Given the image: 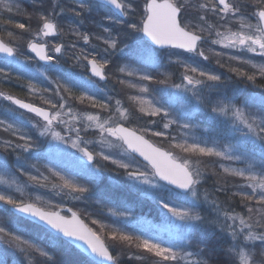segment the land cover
Here are the masks:
<instances>
[{
    "label": "snow or ice",
    "instance_id": "1",
    "mask_svg": "<svg viewBox=\"0 0 264 264\" xmlns=\"http://www.w3.org/2000/svg\"><path fill=\"white\" fill-rule=\"evenodd\" d=\"M97 2L98 0H78L76 6L66 9L61 6L60 0H52V7L46 9L44 0H28L31 6L29 11L23 8L18 0H0V54H3L9 64L17 61L18 48L14 46V42L19 38L16 33L19 29L22 30L21 36L25 33L31 35V39L26 42L27 49L35 53L39 60L49 65H58L60 57L64 55L65 45L63 43L49 45L45 39L65 35L57 18L71 12L73 18L78 20V25L70 27L69 30L77 38L88 43L91 37L87 32H81L80 26L83 25L84 14L91 13ZM138 2L139 0H103L106 6L118 13L121 18L119 22L122 23H126L124 17L135 14ZM249 9L253 10L249 11ZM16 16L25 17L29 23L19 22ZM213 17L216 23L210 22ZM105 19L112 23L118 22L113 20L112 16H106ZM252 19L256 22L252 23ZM33 20L37 24L35 29L31 27ZM233 26L236 30H233ZM127 28L143 34L139 37L136 48L130 53L137 57V62L142 67L125 64L118 67L117 72L129 78L135 77L140 83H133L130 79H117V83L137 89L141 94L149 93V86L144 82L167 85L172 73L166 72L165 79L158 80L151 72L143 70L144 67L152 69L160 67L159 49L153 45L184 50L183 53L176 54L175 60L169 57V64L178 65L183 70L181 83L173 84L172 87L191 93L194 101L191 110L206 108L213 118H225L231 131L238 134L241 141L237 145L238 154H233L232 149L221 151L217 147L208 146L207 142H198L195 137H192L193 142H189L186 134L180 140L176 137L170 138L172 141L170 148L186 154L184 157H178L174 151L154 147L145 139V135L151 132L156 137H165L166 132L153 131L151 127H146L140 130L141 134H137L136 130L124 126L130 121L132 113L124 107L120 99H116L112 104V97L102 101L97 99L96 95L90 94V90L99 91L95 78L108 82L110 77L107 69L111 61L107 58H97L95 55L89 58V55L83 51L75 55L74 59L89 75L68 73L67 79L72 81V84L55 82L54 92L60 102L53 103L51 99H44V104L50 105V109L38 107L13 95L0 92V96L6 100L39 117V120L32 124L38 134L35 139L15 125L0 120V128L4 133L16 138V140L3 141L0 147L15 154V167L19 173L28 176L30 181L38 183V177L31 175L28 170L36 168V165L29 164L28 161L36 155L35 150L39 147L37 141L51 137V140L61 141L66 146L70 145L76 150L72 153L77 161L75 168L68 175H61L53 169L48 171L62 181L61 185H53V187L67 189L69 193H78L79 195L73 196L74 199L83 198L91 190L90 186H95L100 181L105 167L99 163V160L110 161L116 166V170H122L129 181L127 184L129 191H138L142 197L151 199L164 219L185 232V235L181 236L184 247L192 246L188 234L201 230L207 232L206 226H210L219 230L221 239L226 245L220 249L224 252L225 264H258V256L262 258L260 264H264V84L257 85L258 78L264 80V63L257 64L251 59H244L241 55L233 56L224 51L214 53L218 58L216 63L221 67H224V64H221L219 58L225 55L228 56L229 62H238L240 66L229 64V72L240 80L262 89L259 93L251 92L241 99L237 93L233 92L229 95L226 91L231 77L206 71L181 59L182 55L191 53L194 55L189 59L194 60L198 56L208 60L209 56L205 54L201 45L209 42L212 45H223L224 49L258 52L264 57V0H251V3L248 0H145L140 22L127 23ZM5 31L7 41L3 38ZM103 32L108 33L109 38L97 36L96 39L103 40L107 45L105 52L108 49L116 50L119 44L118 38L111 37L109 28H103ZM72 47L74 48L75 45ZM207 51L213 50L208 48ZM41 75L46 77L45 73ZM0 76L7 79L10 73L4 67H0ZM73 84L87 90L76 96L73 94ZM28 87L31 92L37 91L31 81ZM62 93H66L67 97ZM69 99L78 100L81 104L87 102L93 109L98 108L108 115L102 116L100 112L74 111ZM128 99L138 105L141 114L165 119L163 129H169L172 124L178 123V120L171 119L172 112L158 101L147 100L143 95L130 96ZM149 123L155 125L157 122L150 120ZM180 127L192 129L194 126L184 123ZM93 128L100 133L101 145L108 142L107 137H115L126 145L127 162L114 158L111 153L105 154L103 150L99 152L89 150V146H94L95 142L85 139L81 133L87 134L88 129ZM246 142L252 143V150L243 148L242 145ZM53 147L58 146L49 142L50 151ZM136 154L143 157V162L137 163ZM212 158L230 163L226 165ZM208 163H212L215 167L209 169ZM236 163L242 164L243 167L231 166ZM0 167H7L6 160L0 158ZM217 169L220 171L218 172ZM209 171L218 177L219 186L212 193L208 190L201 192V186L206 183V173ZM78 177L85 179L87 184L79 183ZM228 178L233 180L239 178V182L232 185L237 189L236 191H230ZM221 180L223 183L220 182ZM0 184L6 186L0 190V203L10 206L15 217L13 221L12 217L7 216L5 211L0 209V244L18 249L28 259L29 264H35L37 256L45 261H52V256L42 246L24 237L22 229L26 218L39 221L50 228L54 240L65 239L68 244L85 250L91 264H119L120 253L113 255L116 244L106 243V240L119 242L142 253L152 254L158 258L154 264H179L181 260L190 264H209L212 258L210 254L206 258L204 247H197L195 251H181L171 238L165 240L160 236L134 235L103 224H101L102 229L108 227L110 230L102 236L88 228L75 213L72 214L71 219H68L59 212H47L36 203L25 202L23 189L16 184L15 179L0 175ZM13 185H16L20 199L11 192ZM43 186L47 187V185ZM216 193L225 194V199L220 201ZM36 199L39 201L40 198ZM181 199L184 201L183 204L174 203ZM202 204L209 207L206 214H201L199 210ZM233 205L242 206L243 210L237 212ZM113 214L131 215L130 212ZM131 255L137 260L145 259L142 255L134 253ZM0 264L5 262L0 259Z\"/></svg>",
    "mask_w": 264,
    "mask_h": 264
},
{
    "label": "rangeland",
    "instance_id": "2",
    "mask_svg": "<svg viewBox=\"0 0 264 264\" xmlns=\"http://www.w3.org/2000/svg\"><path fill=\"white\" fill-rule=\"evenodd\" d=\"M249 1V0H248ZM18 3L21 4L23 8L28 9L31 11V6L28 3V0H18ZM61 6H64V8L68 9L71 8L68 3H63L60 1ZM145 3V0H139L137 5V11L135 14H130L128 16V19L130 18L129 23H139L141 20V14L143 5ZM77 5V3H76ZM75 5V6H76ZM52 7V0H44V8L48 9ZM74 7V6H72ZM96 7H94L91 11V13L84 14V16L87 15L89 20L93 17L97 16L96 13ZM251 9L250 11H252ZM59 11V9H57ZM70 14H72L70 12ZM68 13L64 15H60L57 20L58 24L63 28L66 29V27H69V25L62 23L65 19V22L68 18ZM73 18V14L71 15ZM19 22H23L25 24H28L29 21L23 17V16H16L15 17ZM91 21V20H90ZM211 22V19H210ZM255 19H252V23H255ZM31 27L35 29L37 27V24L35 20L31 21ZM91 32L96 33L95 36H103L104 39L109 38L108 33L103 32V28H107V25H102V28H96L95 26H92L90 24ZM117 30L115 33L118 36L113 35V30L110 29L111 37L118 38L119 40V48L122 51L123 49H128L129 46L126 43L134 42L136 45L138 43V39L140 36H142L141 33H136L127 28V23H122L121 25H117ZM223 31V29H220ZM233 30H236V27L233 26ZM22 30L17 29L16 33L18 35V39L14 42V46L18 48V59L15 63L9 66L11 67L10 70L13 72V76L19 77L21 79H26V81H31L32 85L35 86L37 89L36 92H31V95H34L37 97L39 102L42 103V105L50 107V105L44 104V99H51L53 103L56 102L57 96L55 95L54 90L56 89V83H70L72 84V81H65L58 77L59 72H55L54 75L50 73L46 69H40L37 68L36 65H34V62L31 60L30 54L27 52L26 42L31 39L30 34H23L22 36L20 33ZM127 33L129 35L126 36V38H122L124 35L121 33ZM132 37L131 40H129ZM4 39H8L6 35V31L4 32ZM213 39L215 36L213 35ZM46 39V38H45ZM100 40V39H99ZM129 40V42H128ZM77 43V42H76ZM70 45V44H69ZM68 46V45H67ZM65 46V52L68 48H72V44L70 47ZM104 41L100 40V44L98 42V39H90L87 46H81L80 49H83L85 51L96 52L99 54V57L104 58L103 55L108 54V51L105 52L106 47ZM202 48H204L206 55L209 56L208 60H204L202 57H195V59H189V57L193 56L194 54L188 53L181 56V59L187 61L188 63L194 64V66H199L200 68L213 72L216 74H222L225 77H231V79L228 81L226 91L229 95H231L233 92L237 93L241 96V99L244 98L247 94L251 92H261L262 89L257 87L258 84H264V80H260L258 78L257 85H253L251 83H247L243 80H240L235 76V74L229 72V64L231 63V66H240L238 62L228 61V56L225 55L223 57H220L221 64H224V67H221L219 64L216 63V60L218 59L214 53L224 51L228 53L229 55H241L244 59H251L254 63L262 64L264 63V57H261L260 54L257 53H251V52H241L238 49H224L223 45H212L210 42L201 45ZM75 48V47H74ZM118 48V49H119ZM211 48L213 51L208 52L207 49ZM183 52H180L178 50L169 49L167 51L159 52V55L161 59L159 60L160 67L152 69L148 67H144V71H149L153 76H155L158 80H164L165 76L164 73L169 72L172 73L171 79L168 80L167 85L164 84H157L155 82H144L147 83L149 86V93L147 94H141L137 89H131L128 88L126 85L121 86V94H116V92L111 91V88L106 89L103 91V97H97V99L102 101H107L108 97H112V104L115 103L116 99H120L124 107L128 108L130 112L132 113L130 120L131 124L136 127L139 130H142L146 127H151L153 131H164L167 133V136L165 137H156L149 132L146 134L150 140H152L155 144L167 149L168 151H174L175 155L178 157H184L186 154L180 152L179 150H174L170 148V144L172 143L171 137H176L177 140L183 139L185 137V134L187 135V138L189 139V142L192 141V137H195L198 142H207L208 146H214L217 147L221 151H228V149H232L233 154H238L237 152V144L234 143V141L231 140V138L235 135L231 129L226 130V134L223 136L226 137L229 143L223 142L220 140V138H217L216 131L213 130L212 127L208 126V124H203L200 121H198V114H204L207 115L208 118L219 122V124H222L225 122L227 125V122L225 121L224 117L219 118H213L211 114L205 109L193 111L192 109V103L193 98L191 96V93H186L183 91H179L172 87L173 84L181 83V72L183 71L178 65L175 64H169V57L171 56L172 60L176 59V54H180ZM29 54V55H28ZM129 53H126L125 57L119 56L117 62L115 64L118 67L124 66L125 64L133 67H142L140 63L137 62V57L132 61V58H130ZM72 55V56H71ZM70 57H65L64 61L69 64L68 68L65 66V63L63 64L59 62L58 67L61 70H68L71 71L72 74L75 75H85L87 76L82 67L78 66V64L75 62V55L71 54ZM4 56L0 55V60L3 59ZM1 65V61H0ZM109 66L110 67V73L109 76L111 80L116 75V70L112 69L116 66ZM2 67V66H0ZM27 69L25 72H23V68ZM246 67V66H245ZM229 73H226V71ZM41 73H45L46 77L41 75ZM52 74L53 77L50 76ZM60 74V73H59ZM120 75V74H119ZM120 79H130L133 83H140V81L135 78H129L124 75H120ZM1 76H0V85H1ZM97 82V81H96ZM74 86V84H73ZM130 89V91H129ZM41 90H47V91H41ZM87 89H83V91H86ZM163 90V91H162ZM93 90H90V94H94V92H91ZM117 91V90H116ZM130 92V93H129ZM64 95V93H62ZM137 95H143L145 99L147 100H155L158 101L159 104H162L164 107L168 108L172 112L171 119L178 120V123L172 124L169 129H163V123L166 122L165 119H163L160 116L157 117H148L147 115H143L139 112V107L135 103L129 101L128 97L130 96H137ZM43 97V99H42ZM3 96H0V99L3 100ZM0 100V120H4L7 123H11L15 125L16 127L20 128L22 131L29 133L33 136L35 139L38 135L36 130L32 127V124L36 122L37 119L34 117H17L14 112L10 111V117L7 118V112L5 109H3L2 101ZM70 106L73 107L74 111L83 112V111H90V112H100L102 116H107V112H102L100 109H93L90 105L85 102L84 104H81L78 100L77 103H72L71 100L69 102ZM4 110V111H2ZM18 118V119H16ZM20 119V120H19ZM150 120H155L157 123L155 125H152L149 123ZM188 123L193 125L194 127L192 129H184L180 127L181 124ZM229 128V126H227ZM60 130L59 128L57 129ZM82 136H84L85 139L93 140L95 142L94 146L90 145L89 150L94 152H99L103 150L105 154L111 153L114 158L116 159H123L127 162L128 157L125 154V147L121 145L119 140L116 139H110V137H107V143H104L101 145L99 143L100 140V133L97 129H88L87 134L81 133ZM5 140H16L15 137H12L9 133H4L3 129L0 128V144L3 143ZM17 142H20L17 140ZM49 142L52 145H57L58 147H53L50 151L49 149ZM39 147L35 150L36 155L31 158L28 162L29 164L36 165V168L28 169L31 172V175L38 177V183L30 181L28 176L23 175L22 173H19L15 167V154L11 152V150L5 151L3 147H0V158L6 160L7 167H0V175H6L10 179H15L16 184L19 185L24 192L23 199L24 201H32L36 203L37 205H40L44 208L48 209H55L59 206H62L64 204H70L75 210L81 212V214L87 219L88 224L90 227L97 232L98 234L104 236L110 229L108 227L101 228V224L105 226H111L112 228H118L125 232L132 233L134 235H145V236H160L163 239L167 240L169 238L172 239L174 244L177 246V248L181 251H195L197 247H204L206 250V258L210 254L211 259L209 260V264H225V257L224 252L221 251L222 246H226L224 243V240L221 239V234L218 229H214L210 226L207 227V232L205 231H195L193 233L188 234V239L192 242L191 247H184V241L181 240V236L185 235V232L183 230L177 229V227L173 224H171L169 221L164 219V217L161 215L160 210L157 209L155 203L147 198L142 197L140 195V192H132L129 191L127 188V184L129 181L127 178L123 175L122 170H116V166L112 165L110 161L105 162L102 159L99 160V163L105 167V171L103 175L101 176L100 181L95 186H90L91 190L84 195L81 199H74L73 196L79 195L78 193H69V190L64 189L61 190L60 187H53V185H61L62 181H60L58 176L53 175L51 172L48 171V169H53V171H58L61 173V175H68L69 172H71L75 166L77 161L73 158L72 153L75 152V149H72L70 145L66 146L61 141H54L51 140V137L48 138H41L39 141H37ZM66 149V150H64ZM78 155V154H77ZM9 158H11V161H9ZM213 160H218L220 163H225L228 165L230 162L219 160V158H212ZM207 160V158H205ZM141 161L137 159V163L139 164ZM231 166H237V167H243L242 164L236 163L232 164ZM209 169L215 167L212 163H208ZM37 169L39 171H37ZM219 172L220 170L217 169ZM207 181L206 183H203L201 186V192L204 190H208L210 193L214 192L215 188L219 186L217 183L218 177L212 175L211 171L206 173ZM45 177L47 179H45ZM78 182L81 184H87V181L83 179L82 177L77 178ZM223 183V181H220ZM228 186L231 191H236V188H233L232 185L234 183L239 182V178H236L233 180L232 178H228L227 180ZM43 185H47V187H44ZM109 185L111 188H119L121 187L122 190H125L134 194L133 198H139L141 201L144 202V208L147 210L140 211V209H136L137 204L136 202H133L136 206L130 205L131 203L123 202L121 205H118L113 200H109L107 198H100L98 196H103L100 194V190H104V186ZM6 186L3 184H0V190H3ZM147 187V186H145ZM11 192L16 195L17 199H20V193L16 192V185H13L11 188ZM127 193V192H126ZM70 196V200H65L67 196ZM98 195V196H96ZM136 196V197H135ZM217 196V195H216ZM37 197H39V201H37ZM212 197L210 196V199ZM138 200V199H137ZM140 201V202H141ZM183 199L174 201L176 204H183ZM67 202V203H66ZM140 206V205H139ZM188 206V205H185ZM0 209H3L5 211V214L9 217H12L13 221H15V217L10 214L11 212L8 210L9 206H5L2 203H0ZM109 209H112V211H109ZM201 214H206L209 211V207L206 204H202L200 206ZM237 212H240L241 210L236 209ZM128 213L130 212L131 215H114L113 213ZM93 221H98V223H93ZM24 228L22 229L24 233V237L27 239H30L34 243L42 246L46 251H48L52 256V261H45L42 257H35V264H91V261L84 255H82L75 247L68 246L67 244L61 245L58 241L54 240L50 232L48 230L35 225L32 221L24 220L23 221ZM37 226V227H36ZM209 233H212V235H209ZM106 243H115L116 248L115 251H113V254L116 255L117 252L120 253L118 260L119 264H154V262L158 259L152 254L148 253H142L139 252L135 248H128L126 245H123L119 242H114L111 240H106ZM137 254L142 255L145 257L143 260H137L132 257L131 254ZM0 259H2L5 264H29L28 259L20 253L18 249H15L12 246L6 245V244H0ZM261 257H257V262L260 264ZM179 264H190V262H187L185 260H181Z\"/></svg>",
    "mask_w": 264,
    "mask_h": 264
},
{
    "label": "flooded vegetation",
    "instance_id": "3",
    "mask_svg": "<svg viewBox=\"0 0 264 264\" xmlns=\"http://www.w3.org/2000/svg\"><path fill=\"white\" fill-rule=\"evenodd\" d=\"M60 1L62 2V4L63 3H68L69 5H71L70 7L75 6L76 3H78V0H60ZM62 7H64V6H62ZM95 7H96V10L95 11L97 13V16L91 18L90 19L91 21H90L89 18L87 17V15H88V13H87V15L83 17V25L80 26V31L81 32H87L90 35L91 39H95L97 37L95 35H97V34L95 32L94 33L91 32L90 24L92 26H95L96 28H102V25H107V28L113 30V35L114 36H118L117 34H119V33H117V32L115 33V31L117 30L116 27H117V25L119 26V25L122 24V22H119V20L121 18L119 17L118 13H115V11L113 9H111L109 6H106L102 1H99V0L96 3ZM68 15L69 16H68L66 22H65V19L62 22V23H65L66 25L67 24L69 25V27H66V29H64L65 35H63V36H56V37H46V40L49 42V45H53V44H56V43H63L65 46L68 45L67 47H70L71 44L72 45H75V48H73V47L72 48H68L66 52L64 51V55L62 57H60L59 62L62 63V61H63V64L65 63V66L68 67L69 64L66 63L67 61L66 62L64 61L65 57L68 58V57H70L69 55H71V54L78 55V54H80L81 51H83L86 54H88L89 55V58H91L93 55H95L97 58H101V57H99V54H97L96 52L95 53L94 52L89 53L88 51H85L83 49H80L81 46H84V45L87 46V44L89 42L88 43H85L82 39L77 38L75 35H73L71 33V31L69 30L70 27H76L78 25V20L76 18H72V16H71L72 14H70V12H68ZM106 16H112L113 20H116L118 22L112 23L111 21L105 19ZM123 20L126 21V23H129L130 22L129 21L130 18L128 19V17H124ZM121 34L124 35L122 38H126V36L129 35V34L123 33V32ZM131 39H132V37L129 40H131ZM129 40H128V42H129ZM98 42L100 44V40L99 39H98ZM126 44H128V46H129L128 49H123L121 51L120 48H119V46H118L119 49L118 48L116 50L108 49V54L103 55L104 58H107V59H109L111 61V64L109 66H111V65L114 66L117 62H119L118 57L119 56L125 57L126 56V53H129L128 55H130V58H132V61H134V59L136 57L133 56V55H131L130 53H131V50L132 49L136 48V44L134 42H130V43H126ZM102 47H107V45L102 46ZM169 49L178 50L180 52H183L184 51L182 49H177V48H172L171 47V48H166V49H159V52H162L163 53L164 51H167ZM27 52L30 54V55L29 54L28 55L31 56L30 58L34 62V65H36L37 68H39V70L41 68L42 69H46L50 73H52L53 75H54L55 72H59L60 74L58 73L57 76L60 77L61 79L65 80V81L68 80L67 79V74L68 73H72L71 71H68L66 69L65 70H61L58 67V65H49L47 63L41 62L35 56V54L32 53L29 49L27 50ZM0 55L3 56V54H0ZM0 61H1V65L0 66L4 67L6 69V71H8L10 73V76L7 79H5L4 77L1 76V79L2 80H1V85H0V92H3L5 95H13L16 98L22 99V100H24L27 103H33V104H35L38 107H44V108L50 109V107L45 106V105H42V103L39 102V100H37L38 99L37 97H35L34 95H31V90L28 87V84H29V81L28 80L26 81V79H21L19 77L13 76V72H12V70H10L11 69V67L9 66L10 64L4 58L1 59ZM113 63H115V64H113ZM78 66H80V65H78ZM21 68H23L22 69L23 72H25L27 70L24 67H21ZM68 68H70V67H68ZM70 69H72V68H70ZM82 69H83V71L86 74L89 75V73L86 72L85 68L82 67ZM112 69L116 70L117 69V66L114 67V68H112ZM109 73H110V67H108V69H107L108 76H109ZM52 74H50L51 77H53ZM115 75L116 76L114 78H112V80H111V78H109V80H108L107 83H105L104 81H100L99 78H95L96 81H97V88H98L99 91L93 90L91 92H94V95H96L97 97H101V98L103 97V94H102L103 91H105L108 88H111L110 90L116 92V94H118V93L121 94V86L122 85L119 84V83H117V79H120V75L121 74L119 75V73L116 70ZM109 77H113V76H109ZM69 81L70 80H68L67 82H69ZM83 89L84 88H82V87H79V86L74 85L73 86V94L76 95V96H78L83 91ZM129 91H130V89H129ZM64 95L67 97V94L66 93H64ZM70 100L71 99H69V102H70ZM1 101H2L1 104L3 106V109H5V111L7 112V118L10 117V115H11L10 114V111H12V112H14L13 114H15L18 118L25 116V117H34L35 119L39 120V117H36L34 113H30L26 109L19 108L18 105H15L11 101L6 100L5 98H3V100H1ZM56 102L57 103L60 102L59 101V97L56 98ZM71 102L74 104V103H77V100H71ZM2 111H4V110H2ZM18 118H16V119H18ZM124 126L129 127V128H131L133 130H136V131L140 132L139 129H137L136 127H134L131 124V120L129 122H126ZM145 136L148 137L147 135H145ZM110 139H116V138L115 137H110ZM121 145L125 147V145H123L122 143H121ZM125 149H126V147H125ZM141 162H143V161H141ZM115 190H116V188H111L109 185H106V186H104V190L103 191L100 190V194H102L103 196H98V195H96V196H98L100 198H107L105 196L108 193H106L105 191L110 192V193H114ZM107 199H109L111 201L113 200V199H110V198H107ZM65 200H67V201L70 200V196L68 195L67 198H65ZM65 206H69V207L73 208L70 204H64V205L59 206V207H65ZM9 210H10V206H9ZM10 212L12 213L11 210H10ZM65 213H68V212H65ZM79 213L81 214V212H79ZM81 216L83 217V219L88 224L87 219L82 214H81Z\"/></svg>",
    "mask_w": 264,
    "mask_h": 264
},
{
    "label": "trees",
    "instance_id": "4",
    "mask_svg": "<svg viewBox=\"0 0 264 264\" xmlns=\"http://www.w3.org/2000/svg\"><path fill=\"white\" fill-rule=\"evenodd\" d=\"M249 3H251V0H249L248 1ZM251 9H249V11H250ZM211 23H216V20H215V18L213 17V18H211ZM206 54V53H205ZM226 71V70H225ZM226 73H229V72H227L226 71ZM198 121H200L201 123H203V124H208V126H210V127H212L213 128V130L214 131H216V133H217V138H220V140L221 141H223V142H227V143H229V141L228 140H230V139H227L226 137H224L223 135L224 134H226V130H230V127L228 128L227 126H228V123H227V125H226V123L224 122L223 123V120H222V124H219V122H217V121H214V120H212V119H210V118H208L207 117V115H204V114H198ZM231 140L232 141H234V143L235 144H240L241 143V141H240V139H239V136H238V134H235L232 138H231ZM243 148H246V149H248V150H252V143L251 142H246V143H243ZM229 182H227V184H228ZM231 191V190H230ZM106 193H108L105 197H107V198H110V199H113L114 200V202H116L118 205H121V203H123V202H125L126 201V203H131L130 205H133V206H136L135 204H137L138 202V204H137V208L136 209H140V211H143V210H147L146 208L145 209H143L144 208V202L143 201H141V199L139 200V198H133V196H134V194H132V193H130V192H128V191H126L125 192V190H122V188L121 187H119V188H116V190H115V192L114 193H110V192H107V191H105ZM230 194V193H229ZM216 195H217V197H218V199L220 200V201H223L224 199H225V194H223V193H216ZM136 197V196H135ZM138 199V200H137ZM238 199L239 198H237V201H238ZM141 201V202H140ZM133 202H136L135 204L133 203ZM183 202V201H182ZM140 205V206H139ZM234 207H235V210L236 209H238V210H243L242 209V206H240V207H237L236 205H233ZM9 210V209H8ZM10 211V210H9ZM147 212H148V210H147ZM10 214H12V213H10ZM49 232V231H48ZM52 236H53V234H51ZM56 241H58L61 245H63V244H67L68 246H72V245H70V244H68L65 240H63V239H57ZM82 254V253H81ZM83 255V254H82ZM85 256V255H84ZM88 258V257H87ZM89 259V258H88ZM90 260V259H89Z\"/></svg>",
    "mask_w": 264,
    "mask_h": 264
},
{
    "label": "water",
    "instance_id": "5",
    "mask_svg": "<svg viewBox=\"0 0 264 264\" xmlns=\"http://www.w3.org/2000/svg\"><path fill=\"white\" fill-rule=\"evenodd\" d=\"M99 1H102L103 2V0H99ZM145 39L147 40V37H145ZM149 43H151L150 41H149ZM154 47H156V48H158V49H166V48H171L170 46H158V45H153ZM35 54V53H34ZM41 61V60H40ZM41 62H43V63H46V62H44V61H41ZM126 127V126H125ZM127 128H129V127H127ZM129 129H131V128H129ZM133 130V129H132ZM137 134H141L140 132H138L137 131ZM145 139H147L154 147H158V148H161V149H163V150H165V151H168L167 149H165V148H163V147H161V146H159V145H157V144H155L152 140H150L148 137H146L145 136ZM125 147H127L126 145H125ZM137 155V158L139 159V160H141V161H143V157H139L138 156V154H136ZM25 202H31V203H34V202H32V201H25ZM38 207H40V208H42L43 210H45V211H47V212H59V214L61 215V216H64V217H66V218H68V219H71L72 218V214L73 213H75L76 215H77V217L80 219V220H82L83 221V223L88 227V228H91L88 224H87V222L83 219V217L81 216V214L78 212V211H76L75 209H73V208H71V207H69V206H65V207H58V208H55V209H48V208H44V207H42V206H40V205H37ZM65 212H68V213H65ZM17 215H19V214H17ZM26 220H29V221H32L30 218H26ZM33 223H35V224H37V225H39V226H41V227H43L44 229H46V230H48L50 233H52V230L50 229V228H48L46 225H42L39 221H32ZM92 229V228H91ZM94 231V230H93ZM53 234V233H52ZM54 235V234H53ZM65 240V239H64ZM73 247H75V246H73ZM76 248V247H75ZM80 253H82L83 255H85V256H87L88 258H89V256L87 255V253H86V251L85 250H83V249H78V248H76ZM114 255V254H113ZM90 259V258H89Z\"/></svg>",
    "mask_w": 264,
    "mask_h": 264
},
{
    "label": "bare ground",
    "instance_id": "6",
    "mask_svg": "<svg viewBox=\"0 0 264 264\" xmlns=\"http://www.w3.org/2000/svg\"><path fill=\"white\" fill-rule=\"evenodd\" d=\"M9 161H11V158H9Z\"/></svg>",
    "mask_w": 264,
    "mask_h": 264
}]
</instances>
